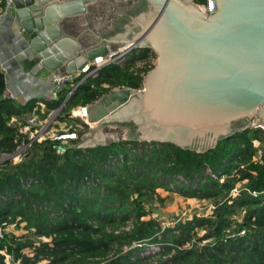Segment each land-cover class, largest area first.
Masks as SVG:
<instances>
[{"label":"trees","instance_id":"trees-1","mask_svg":"<svg viewBox=\"0 0 264 264\" xmlns=\"http://www.w3.org/2000/svg\"><path fill=\"white\" fill-rule=\"evenodd\" d=\"M143 6L144 0H136L131 12ZM73 23L69 33L75 36L79 23ZM149 52L132 48L126 61L103 65L68 98L70 87L57 91L44 101L47 109L60 107L56 120L62 121L72 117L76 106L94 103L112 89L141 88L143 76L130 67ZM5 87L0 68V156L12 155L29 141L19 125L36 103L14 100ZM12 117L18 122H11ZM83 125L61 153L59 142L46 137L32 140L18 161L0 160V221L21 217L26 227L24 234L0 239V249L19 257L20 249L35 247V258L49 256V264H149L142 251L161 245L164 257L152 264H264V128L240 124L213 147L198 151L170 142L144 146L137 139L113 137L82 147L88 130ZM121 125L133 130L131 124ZM157 188L207 200L210 213L163 226L146 206L155 198L163 201ZM128 220L132 227L120 230ZM200 231L204 233L198 237ZM41 236L49 241L34 244ZM122 244L129 249L109 258ZM0 264H5L2 254Z\"/></svg>","mask_w":264,"mask_h":264},{"label":"water","instance_id":"water-1","mask_svg":"<svg viewBox=\"0 0 264 264\" xmlns=\"http://www.w3.org/2000/svg\"><path fill=\"white\" fill-rule=\"evenodd\" d=\"M8 1L1 15L17 27L12 52L1 60L8 86L14 72L34 80L77 72L114 44L157 54L142 89L118 87L88 106L94 131L82 147L113 137L203 151L240 124L264 128V0H215L211 14L193 0H144L122 30L86 48L69 33L73 21H63L87 14L95 0ZM74 2L78 8L67 10Z\"/></svg>","mask_w":264,"mask_h":264},{"label":"built area","instance_id":"built-area-1","mask_svg":"<svg viewBox=\"0 0 264 264\" xmlns=\"http://www.w3.org/2000/svg\"><path fill=\"white\" fill-rule=\"evenodd\" d=\"M8 3L9 1L7 0L6 5ZM199 6L202 8L204 12L210 14V13H213L216 9V2L215 0H205V3L199 4ZM130 50H128L125 47L124 50L121 52L111 51L105 55H97L93 57L92 59L88 60L81 67L80 70L74 73L64 72V73L51 74L49 80L53 84L54 92L56 93L57 91L65 87H70V91L67 97L70 96V94L78 86V84H80L86 77L96 76L100 67H102L103 65H106L108 63H121L122 61H124L126 53L130 52ZM146 58L148 60H146ZM146 58L138 59L137 62H134L132 64L130 69L133 70L134 73H138L139 75L144 76L146 74L145 69L150 68L151 70L152 67L154 66V62L150 54H148ZM80 75H82V77L77 82H74L75 79H77V77ZM11 98L14 99V97L12 96ZM89 105L90 104L88 103L79 105L76 108V111H72L71 113L73 116L77 117L80 121L84 122L88 126L90 125V123L88 122V111H87ZM43 108H45V103L37 102L32 108V110L27 112L24 115L23 120L21 121L19 125V129L21 133L27 134L29 141L26 144L21 143L12 155H7V156L13 157L14 154L16 153L17 157H19L20 153L22 152L21 146H22V150H24L25 147L29 145L30 142L34 139L41 141L42 139L49 137L53 140H57L59 144L58 146H56V149H57V152L59 153L63 152L65 145L69 144L72 140L77 139L79 130H77L76 128L77 125L72 126L71 124L67 126V128L57 131L55 135L49 136L48 133H49V122L51 121L50 119L51 118L53 119L55 114L58 115L60 107L53 109V111H51L50 114L48 113L46 119H44L45 122H42L41 116L39 114V112ZM53 112H54V115H52ZM11 122H18V121L15 117H12ZM144 142H147V141H144ZM254 142L256 145L258 144L257 141H254ZM19 148L20 150H18ZM206 172L208 173L210 172V170L207 169ZM235 192H236V189L234 188L232 190V193H235ZM18 218H16L14 221H10L8 217V219H3L0 221V239H3L5 236L12 235V234L17 235L16 233H14L13 228H15L18 222L21 221V217L19 219ZM131 227H132V224L129 223L126 227H123V229L129 230ZM24 233H26V231L21 234H24ZM40 241H49V238H46L44 236L37 237L35 239L34 244H38ZM186 246H188V244L184 245V247ZM162 250H163V247L161 245H150L149 248H146V252H142V255L154 253L156 251L161 252ZM0 254L3 255V261L5 264H49L50 259H51L49 256H46L43 254H38V258L36 259L35 258L36 256L35 247H27L24 249H20L19 257H16L13 251L8 252L5 249H0ZM23 257L27 258L29 260V263H25L22 259ZM155 262L156 260L153 261V263Z\"/></svg>","mask_w":264,"mask_h":264},{"label":"crops","instance_id":"crops-1","mask_svg":"<svg viewBox=\"0 0 264 264\" xmlns=\"http://www.w3.org/2000/svg\"><path fill=\"white\" fill-rule=\"evenodd\" d=\"M135 1L136 0H95V2L89 3L87 14L74 17V21L78 22L79 25L77 30L74 31L75 36L73 37L82 44V47L86 48L93 43H97L98 39L100 40L102 37H108L119 32L124 28L123 26L127 22L128 17L133 14L131 8ZM2 2L3 4H1ZM5 3V0H1L0 2V16L3 18L0 20V68L3 70L4 76L5 70L2 66L3 62H1V60L5 61L7 54L12 52L11 44L12 42L15 43V34L17 32L16 25L7 19L6 13L1 15L7 9ZM126 17L127 19H125L123 23H120V21ZM12 29H16V31H13ZM125 45L126 44H114L111 46L109 52H121L124 50ZM129 56L130 54L127 53L124 61L127 60ZM62 72H64L63 69H59L56 73ZM51 74L53 73L45 72L37 75L38 80H34L26 73L25 76H23L19 72H14L9 78V86L6 83L5 78V93L9 97H14L16 101L21 103L30 100H35L36 103H44L45 100H49L55 96L53 84L49 80ZM78 106L72 109V111H76ZM51 111H53V109H47L46 105L45 108L41 109L39 114L42 122H45L44 119H46L47 114H50ZM65 124L66 123L57 121L55 118L49 122V131L62 129L61 125ZM88 130L89 132L94 131V125H91L90 128L88 127ZM87 133L88 132L84 135ZM168 193L170 192L168 191ZM175 193L176 192H173V194Z\"/></svg>","mask_w":264,"mask_h":264},{"label":"rangeland","instance_id":"rangeland-1","mask_svg":"<svg viewBox=\"0 0 264 264\" xmlns=\"http://www.w3.org/2000/svg\"><path fill=\"white\" fill-rule=\"evenodd\" d=\"M73 20H74V17L67 18L63 21V23L68 24V23L72 22ZM133 48H136L137 50L141 49V47H133ZM150 50H151V52H149V54L152 57V60L154 62L153 67H155L157 64V61H158L157 54L152 49H150ZM128 53H130V52H128ZM146 60H148V59L146 58ZM123 62L124 61H122L121 63H123ZM134 62H137V60H135ZM142 87L139 89H142ZM54 112H56V111H54ZM54 112L52 115H54ZM56 116H57V114H55L53 119L51 118L50 120H54L56 118ZM57 121H59V120H57ZM60 122L66 123L65 125H61L62 129L67 128V126H69L71 124L72 126L77 125L76 126L77 130H81V131H83V127H84L83 124H85L84 122L80 121L77 117H75L73 115L71 118L63 119ZM91 125L93 126V124H90L89 126L88 125L87 126L90 128ZM62 129H58V130H54V131L51 130V131H49L48 135L53 136V135H55V133L57 131L62 130ZM85 132H89V130H87ZM139 144H144V146H148L151 143H150V141L144 142L143 140L142 141L139 140ZM18 150H20V148ZM21 151H22V146H21ZM11 157L7 156V155H2V156H0V160L2 161L5 159H13L14 161H18L19 160L18 158H20V156L17 157L16 153L14 154V156L12 158ZM156 192L160 198H163V201L159 200V198H155L151 201H147L146 206L149 210L152 211L151 216L160 220L163 226H167L168 224H173L175 221H177L179 219H182V220L190 219L193 216V214L201 215L203 213L204 214L210 213L211 203L207 200H199L197 198L196 199H194V198L185 199L184 197H182L178 193L173 194L172 191H169L170 193H168V190H165L164 188H157ZM129 223L132 224L133 223L132 220L125 221V223L122 225L120 230L126 231L125 229H123V227H126ZM13 231L17 235H21V233L25 232L26 231L25 221L21 219V221L18 222L17 226L15 228H13ZM203 233H204V231H200L198 233V237L202 236ZM203 242H205V240ZM147 248H149V247H147ZM128 249H129V246L126 244H122L121 246L116 245L113 248V250L108 254V257L111 258V257L115 256L116 254H119L120 251L126 252ZM142 252H146V249L143 250ZM160 253L161 252H157V251L154 253H149V254L144 253L145 255H143V256L148 257L149 258V260H148L149 264H152L153 261H155V260L159 261V259L161 257H164V256L160 255ZM139 255H141L140 252H139Z\"/></svg>","mask_w":264,"mask_h":264},{"label":"bare ground","instance_id":"bare-ground-1","mask_svg":"<svg viewBox=\"0 0 264 264\" xmlns=\"http://www.w3.org/2000/svg\"><path fill=\"white\" fill-rule=\"evenodd\" d=\"M66 8H67V10H71V9H74L75 10V9L78 8V3L74 2L72 4V6H67ZM52 13L54 14V11H52Z\"/></svg>","mask_w":264,"mask_h":264}]
</instances>
